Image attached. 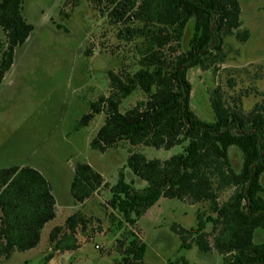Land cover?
Returning <instances> with one entry per match:
<instances>
[{"label":"trees","instance_id":"16d2710c","mask_svg":"<svg viewBox=\"0 0 264 264\" xmlns=\"http://www.w3.org/2000/svg\"><path fill=\"white\" fill-rule=\"evenodd\" d=\"M110 14L124 30L118 36L139 41V70L132 76L108 73L110 95L101 96L84 117L87 127L106 114L105 124L91 147L102 153L128 142L127 166L145 186L127 181L124 169L110 186L93 166L78 163L70 186L75 205L84 206L108 190L106 208L112 224L123 229L114 264H146L147 244L135 229L140 218L161 198L179 199L201 206L195 227L173 224L181 246L166 264H195L182 250L197 248L217 253L222 264H264V94L250 111L243 108L242 92L230 103L217 87L210 95L215 122L208 124L191 110L187 72L200 67L217 72L226 63L225 39L245 43L241 0H112ZM264 5V0H263ZM191 36L184 45V36ZM0 85L14 65L17 48L34 31L24 16V0L0 1ZM264 77V64L259 68ZM136 89L146 100L122 113L120 105ZM182 152L166 160L148 159L142 149ZM241 156L235 166L232 153ZM57 200L50 180L30 165L0 169V262L40 245L45 226L57 218ZM99 222V220H98ZM92 218L82 210L55 226L49 241L55 252H74L92 240ZM211 227L208 230V227ZM123 227V228H122ZM49 264V263H44Z\"/></svg>","mask_w":264,"mask_h":264},{"label":"rangeland","instance_id":"374dc122","mask_svg":"<svg viewBox=\"0 0 264 264\" xmlns=\"http://www.w3.org/2000/svg\"><path fill=\"white\" fill-rule=\"evenodd\" d=\"M111 3L112 0H24V16L34 31L17 48L14 65L0 85V169L30 165L40 170L52 184L58 215L45 226L38 248L17 253L0 264H114L121 258L116 244L125 228L119 229L110 221L111 209L104 206L111 196L109 191L102 190L80 207L75 205L70 190L78 163L90 164L110 186L115 185L134 148L124 142L104 153L92 149V141L105 124L104 112L87 127L80 125L92 112V105L101 96L110 95V71L132 76L140 67L139 41L119 38L124 24L110 18L116 6ZM241 6L243 29L250 30V39L242 43L235 37L226 38V63L217 72L200 67L187 72L190 108L208 124L215 122L210 105L215 88L220 87L230 103L240 93H249L242 99L245 111H250L261 101L259 94H264V77L259 76L264 64L263 0H241ZM191 32L188 27L184 45ZM0 39L4 40L1 29ZM146 99L136 89L122 101L120 111L124 113ZM181 152L180 146L171 150L142 149L148 159L166 160ZM232 158L240 167L241 156L234 151ZM124 173L127 181L136 180L137 187L146 185L128 167ZM200 208L199 204L161 198L140 218L133 230L147 244L146 264H166L175 259L181 241L172 226L195 227ZM77 210L92 218V240L74 252H55L49 241L51 230L64 225ZM179 256L195 264L223 262L217 253L203 254L197 248L182 250Z\"/></svg>","mask_w":264,"mask_h":264}]
</instances>
